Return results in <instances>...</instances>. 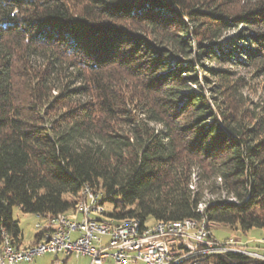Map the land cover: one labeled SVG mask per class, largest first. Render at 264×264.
Masks as SVG:
<instances>
[{
	"label": "trees",
	"instance_id": "trees-1",
	"mask_svg": "<svg viewBox=\"0 0 264 264\" xmlns=\"http://www.w3.org/2000/svg\"><path fill=\"white\" fill-rule=\"evenodd\" d=\"M234 27L245 62L215 50ZM203 58L264 73V0H0V247L22 241L14 208L57 217L85 186L115 224L264 235V107L246 123L232 72L191 74ZM206 189L233 201L203 203Z\"/></svg>",
	"mask_w": 264,
	"mask_h": 264
},
{
	"label": "built area",
	"instance_id": "built-area-1",
	"mask_svg": "<svg viewBox=\"0 0 264 264\" xmlns=\"http://www.w3.org/2000/svg\"><path fill=\"white\" fill-rule=\"evenodd\" d=\"M84 197L89 199V206H96L98 211L106 213L102 204L103 196L86 194ZM89 206L72 220L59 224L58 233L46 235L43 247H38L33 254L14 252L6 243V249L1 252L0 264L32 262L34 257L47 253L76 259L87 257L88 264H205L216 255L226 253L264 261V256L246 252L231 239L222 243L215 241L211 226L206 224V227H197L196 220L191 231L175 229L173 226H155L151 232L141 231L142 240H135L131 230H125V225H100V222L91 218ZM46 217L49 215L39 218ZM140 224H136L139 230Z\"/></svg>",
	"mask_w": 264,
	"mask_h": 264
},
{
	"label": "rangeland",
	"instance_id": "rangeland-1",
	"mask_svg": "<svg viewBox=\"0 0 264 264\" xmlns=\"http://www.w3.org/2000/svg\"><path fill=\"white\" fill-rule=\"evenodd\" d=\"M240 4H242L246 0H239ZM229 8L231 5L228 6ZM241 30L240 28H231L227 31L222 32L221 36L217 40L218 47L217 54L220 52H229L231 50L233 52V59L242 60L244 61V57L239 56L234 52L233 48V39L235 35ZM190 42H192L194 36L189 35ZM194 45V43H192ZM241 44H239L240 46ZM219 48V50H218ZM221 48V50H220ZM191 55L188 57L187 61L191 59ZM239 57V58H238ZM202 64L200 65L198 62L193 63L194 65L191 68H196L197 71L192 72L191 74L195 76L199 80L200 85H204V80L202 78H209L207 69H220V70H227L233 73L232 78L230 79V83L237 84V90L235 95L232 96L234 101V105L238 107L239 110H242L244 113L243 115L246 116L245 122H251V118L254 114L259 112V107H264V73L260 72L259 66H248L247 64L242 65H228V64H218L212 59L203 58L200 61ZM195 69V70H196ZM213 82H216L213 80ZM233 84V85H234ZM212 86V85H211ZM194 90H197L195 86H192ZM197 177H196V170L193 171L191 175V189H197ZM210 182L202 183V186L207 188ZM216 185H219V180L215 181ZM203 203L209 201H218V200H225V201H233V199L228 198L224 193L217 192L212 194L207 189L204 190L203 193ZM105 212L109 213L111 211L110 205H103ZM204 206L202 205L201 208ZM74 212V213H73ZM105 213V214H106ZM78 213L75 208L69 210L65 217L69 219H73ZM48 217H46L47 219ZM13 219L18 222L19 230L22 234V241L20 246L16 247L18 250H27L36 247L39 242V237H42V234L36 229L37 225L44 226L46 223L45 218H39L32 214L23 213L19 208L13 209ZM147 225H154L151 220L147 222ZM127 228H129L128 224H126ZM37 231V232H36ZM211 234L215 241L222 243L227 240H233L237 243V246L244 249L246 252L250 253H257L264 256V235L263 232L259 229H252L248 232H241L239 229H232L227 226L222 225H211ZM39 238V239H38ZM252 260V259H251ZM89 259L87 257H80L78 259L73 257H64L61 255H52V254H44L40 256H36L33 258L32 262H18L16 264H88ZM256 261V260H254ZM264 262V261H262ZM205 264H212L210 260H207Z\"/></svg>",
	"mask_w": 264,
	"mask_h": 264
},
{
	"label": "bare ground",
	"instance_id": "bare-ground-1",
	"mask_svg": "<svg viewBox=\"0 0 264 264\" xmlns=\"http://www.w3.org/2000/svg\"><path fill=\"white\" fill-rule=\"evenodd\" d=\"M86 194L91 195L93 197L103 196V194L99 191L94 192L87 186L83 187L76 200L75 209L77 213L82 211L86 206H89V199H87V197H84ZM200 213H202V208L200 209ZM89 214L91 215V218L96 220V222H100V225H107L108 227H117L119 225H125V230H131V234L133 235V238L135 240H142V232H151L155 230V226L158 228H169L170 226H173L175 229H181L184 231H191V229L195 227V220L188 219L182 222L154 223V225H147L144 223V224H140V230H139V226H136L137 223H140L139 220L133 219L130 221L128 220L115 224V222L111 220V218H107L105 216V213L98 211L96 206H89ZM70 220L72 219L68 220V218L65 217V214L57 217L49 216L48 221L44 224L43 227L42 226L39 227L37 225V229H39L38 231L40 232V234H42V237H39L40 239L38 238L39 242L36 245V247L31 249L18 250V248L14 247L11 244V242L8 240V237H4L2 245L0 247V257H1V252H3V250L6 249V243L8 244V247L14 249V252L25 251V254H33V252H35L38 249V247H43V245L46 242V235H54V233H58V225L63 224V222ZM196 221H197V227H206L207 222L204 217ZM126 224H128L129 228H127Z\"/></svg>",
	"mask_w": 264,
	"mask_h": 264
},
{
	"label": "crops",
	"instance_id": "crops-1",
	"mask_svg": "<svg viewBox=\"0 0 264 264\" xmlns=\"http://www.w3.org/2000/svg\"><path fill=\"white\" fill-rule=\"evenodd\" d=\"M89 262V261H88Z\"/></svg>",
	"mask_w": 264,
	"mask_h": 264
}]
</instances>
